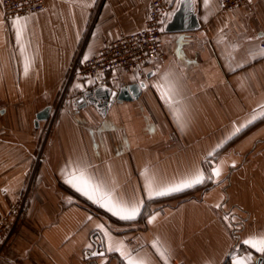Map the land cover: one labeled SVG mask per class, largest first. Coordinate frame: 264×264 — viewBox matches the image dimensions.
<instances>
[{
    "label": "crops",
    "instance_id": "obj_1",
    "mask_svg": "<svg viewBox=\"0 0 264 264\" xmlns=\"http://www.w3.org/2000/svg\"><path fill=\"white\" fill-rule=\"evenodd\" d=\"M149 1L45 0L43 11L19 17L26 27L18 43L17 17L5 20L0 0V215L26 199L0 264H128L115 251L121 243L146 264H165L154 243L167 264H250L259 256L264 264V253L244 243L264 238V0L230 9L193 0L199 27L164 30V58L147 64L143 78L122 76L123 84L145 82L137 98L114 102L105 115L75 102L94 85L69 77L74 60L141 29ZM171 1L165 23L178 6ZM168 90L171 104L161 96ZM46 106L49 117L35 125ZM73 170L98 186L94 199L67 182ZM198 171L210 182L185 199L149 196V184L176 185ZM104 196L139 214L113 215ZM93 232L103 247L90 256Z\"/></svg>",
    "mask_w": 264,
    "mask_h": 264
},
{
    "label": "built area",
    "instance_id": "obj_2",
    "mask_svg": "<svg viewBox=\"0 0 264 264\" xmlns=\"http://www.w3.org/2000/svg\"><path fill=\"white\" fill-rule=\"evenodd\" d=\"M252 1L222 0V7L224 9L245 7ZM1 6L3 18L9 21L43 11L45 0H1ZM172 6L171 0H150L141 29L132 32L122 31L116 38L105 40L96 54L85 58L78 56L70 68L69 77L89 78L94 86L106 85L114 88L124 85L122 83L124 74L132 72L137 78L145 77L146 65L164 58L166 54L164 24ZM260 43L264 47V37ZM25 201L24 196L20 197L1 213L0 248L4 246V240L10 230L25 213ZM91 238L97 250L103 247L99 232H93Z\"/></svg>",
    "mask_w": 264,
    "mask_h": 264
},
{
    "label": "snow or ice",
    "instance_id": "obj_3",
    "mask_svg": "<svg viewBox=\"0 0 264 264\" xmlns=\"http://www.w3.org/2000/svg\"><path fill=\"white\" fill-rule=\"evenodd\" d=\"M204 3L207 5L208 0H204ZM26 19L27 18H25V21ZM13 24L16 26V39H17V42L19 43L22 40L23 30L26 27V23L22 24L21 18L17 17L13 21ZM21 51H23V45H21ZM261 55H264V52H262ZM28 70H29V60L27 59V57H25V60H24L25 75H27ZM161 96L162 98H165L169 102V104L172 103V97H171L170 90L162 91ZM249 123H251V121H249ZM236 131H239V129H237ZM219 175H220V170L218 168H214L212 170V176L218 177ZM69 177L70 178L67 180V182L71 184L74 188H76L77 191H80L82 194L87 196L89 199L95 198L96 193L99 191V188L97 185H94L91 182L90 178L86 177V175L83 172H80V174L77 175L76 171L73 170L72 172L69 173ZM208 179H211V176H209ZM204 180H205L204 174L198 171L194 177L190 179H186L176 185H171V186L157 189V188H154L151 184H149L148 185L149 196L151 197L153 195H156V196L168 195L173 192L181 191L184 188L194 187L196 184L203 183ZM101 200H103V203L101 206L106 207L108 211L112 212L113 215L118 216L121 219L132 220V219H135L136 216L139 214L140 209H139V206L137 205L129 206V205H126L120 202H113L107 196L101 197ZM101 200H96V202L100 203ZM151 222L152 221L150 220L149 223ZM98 227L101 228V230H103V225H99ZM105 235L107 236L108 233L105 232ZM244 243L247 245H251L258 252L264 253V238H260L258 240L247 239L244 241ZM153 247L156 248L158 255L165 261V264H167L166 251L161 250L159 247H157L155 243L153 244ZM108 250L113 251V247L111 244H109ZM115 251L120 252V255L127 260L128 264H146V261L144 259H136V260L132 259L128 253L123 251L122 243L118 247L115 248ZM233 264H240V262L237 260H234Z\"/></svg>",
    "mask_w": 264,
    "mask_h": 264
},
{
    "label": "water",
    "instance_id": "obj_4",
    "mask_svg": "<svg viewBox=\"0 0 264 264\" xmlns=\"http://www.w3.org/2000/svg\"><path fill=\"white\" fill-rule=\"evenodd\" d=\"M199 27V22L196 18L193 0H178V6L172 13L171 19L165 23V31H180L193 30ZM149 76V74H147ZM145 87L143 80H138L133 83L124 84L119 88H112L106 85H97L84 92L76 99L79 107L86 104H93L98 108L102 115H105L108 108L116 101L132 100L137 98L142 89ZM50 106H46L39 110L34 119L35 125H38L40 120H45L49 117ZM98 254L95 248L90 256ZM250 264H262V257L259 256Z\"/></svg>",
    "mask_w": 264,
    "mask_h": 264
},
{
    "label": "trees",
    "instance_id": "obj_5",
    "mask_svg": "<svg viewBox=\"0 0 264 264\" xmlns=\"http://www.w3.org/2000/svg\"><path fill=\"white\" fill-rule=\"evenodd\" d=\"M221 151V150H220ZM208 176H209V173H208ZM210 180L207 179V176L204 180L203 183H201L200 185H197L193 188H188V189H185V190H182L180 192H176L174 194H171V195H168V196H164V197H160V198H157L156 200L154 201H163V200H166V199H170V198H175V199H178V200H183L185 199L186 197H188L189 195H191V193L196 190V189H200V188H204L205 186H207L209 184ZM151 201H146L143 208H142V211H141V214H140V217L139 219L143 220L144 216L146 215V213L149 211V203Z\"/></svg>",
    "mask_w": 264,
    "mask_h": 264
},
{
    "label": "rangeland",
    "instance_id": "obj_6",
    "mask_svg": "<svg viewBox=\"0 0 264 264\" xmlns=\"http://www.w3.org/2000/svg\"><path fill=\"white\" fill-rule=\"evenodd\" d=\"M63 96V98H61ZM61 97H59L61 100H63L65 97H66V95L65 94H63V95H61Z\"/></svg>",
    "mask_w": 264,
    "mask_h": 264
}]
</instances>
